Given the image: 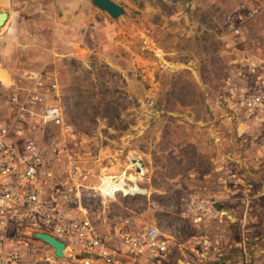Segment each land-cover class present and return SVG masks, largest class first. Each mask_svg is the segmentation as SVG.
<instances>
[{"label": "rangeland", "instance_id": "rangeland-1", "mask_svg": "<svg viewBox=\"0 0 264 264\" xmlns=\"http://www.w3.org/2000/svg\"><path fill=\"white\" fill-rule=\"evenodd\" d=\"M156 1L168 11L183 0H149L145 9L140 0H125L129 12L119 20L126 21L124 33H108L101 22L78 35L84 43L79 57H54L42 66L39 91L47 103L62 108V125L43 126L37 115L19 116L10 104L0 113V130L9 132L10 144L40 147L53 174L43 186L48 198L54 196L79 217L87 214L104 232L111 226L120 239L127 220L154 226L167 241L163 261L171 245L189 264H203L204 257L222 248L248 254L253 238L254 245L257 235L264 239V224L252 226V219L264 221V0H191V42H182L181 58L194 49L193 62L206 65L198 77L216 79L208 86L219 94L208 102L205 96L202 103L191 87L196 77L179 76L180 86L195 98H178L195 102L188 108L169 97L175 80L157 75L158 68L153 76L155 63L149 72L144 66L128 69L137 53L153 60L151 34L146 31L141 40L137 35L145 23L143 12L152 14ZM110 53L125 71L107 64ZM52 84L58 89L51 90ZM202 89L206 95L209 89ZM248 95L262 96V103L249 107ZM131 155L143 161L144 169L129 168ZM107 172L138 181L148 195L107 199ZM256 173L251 187L248 176ZM194 197L213 201L218 214L199 224L184 219Z\"/></svg>", "mask_w": 264, "mask_h": 264}, {"label": "built area", "instance_id": "built-area-1", "mask_svg": "<svg viewBox=\"0 0 264 264\" xmlns=\"http://www.w3.org/2000/svg\"><path fill=\"white\" fill-rule=\"evenodd\" d=\"M251 71L256 73L257 68ZM29 78L33 80L32 90L23 96L12 95L10 104L19 116L37 115L43 126L62 125V108L47 103L39 91L41 75L33 73ZM50 88L57 90L58 86L52 84ZM262 100V96L248 95L246 103L255 107ZM8 134L0 130V264H132L130 261L160 264L158 261L166 254L168 245L157 228L140 227L127 220L119 239L111 226L104 232L87 214L79 217L65 210L54 196L48 198L43 187L53 174L40 147L30 142L22 147L10 144ZM121 176L112 181L122 183V187L112 194L104 193L107 199L116 200L118 194L148 195V190L141 188L138 181ZM124 188L135 190L128 193ZM217 214L213 201L194 197L185 207L183 217L199 224ZM37 234H47L63 243L64 257H57L55 249ZM122 246L126 249L124 253Z\"/></svg>", "mask_w": 264, "mask_h": 264}, {"label": "crops", "instance_id": "crops-1", "mask_svg": "<svg viewBox=\"0 0 264 264\" xmlns=\"http://www.w3.org/2000/svg\"><path fill=\"white\" fill-rule=\"evenodd\" d=\"M112 1L120 5L127 13L129 12L123 6L125 0ZM140 2L144 4V9L148 7L149 0H140ZM191 4V0H183L176 3V8L167 11L156 1L152 14L148 9L143 12L145 23L142 24L137 40H141L145 37L144 33L149 31L153 60L137 53L128 61V69L137 70L144 66L149 72L150 67L155 63L154 77L158 68L157 75H166L171 81L175 80L168 91L169 97H175V99L181 97L195 99L192 91L188 93L180 86L182 81L179 76L196 77L195 80L191 79V87L200 93L201 98L203 97L202 103H205L204 98L207 97L208 102L209 98L218 97L219 94L214 95L213 89L208 86V81L212 79L198 77L206 65L201 63V66H198L193 62L194 49L192 53H186L183 59L180 54L183 51L182 42H191L188 41V29L192 28L190 21L193 18L192 8L188 9ZM0 10L8 14V21L0 29V113L4 112L3 114L6 113L5 108L10 105L12 95L23 96L32 90L34 84L29 78L31 74L43 72L42 66L51 63L54 57H79L84 43L80 42L78 35L91 33L101 22L104 23L108 33L116 29L124 33L122 27L126 22H119L120 17L113 19L105 11L96 7L92 0H0ZM121 46L124 45L121 43ZM121 53L123 54L122 48ZM115 59L116 56L110 53L106 55L105 61L113 69L125 71L122 68L124 66L116 63ZM203 85L204 90L209 89L206 90V95L204 91L201 93ZM174 86L176 88H173ZM194 103L193 100L190 103L185 101L182 103L179 99L175 101V105L183 108H188ZM258 174L248 176L250 179L248 184L251 187L252 177ZM257 186L259 184L255 183V188L259 190ZM257 222L264 224V221L252 219V226L259 225ZM255 238H260V242L254 245L253 238L248 254L246 251L241 253L240 250L234 252L222 248L223 251L220 253L204 257L203 264H264V239L262 234ZM171 246L173 248L171 254L167 259L165 258V261H158L160 264L190 263L188 257L183 256L174 245Z\"/></svg>", "mask_w": 264, "mask_h": 264}, {"label": "water", "instance_id": "water-1", "mask_svg": "<svg viewBox=\"0 0 264 264\" xmlns=\"http://www.w3.org/2000/svg\"><path fill=\"white\" fill-rule=\"evenodd\" d=\"M92 2L96 7L105 11L113 19H118L125 12L120 5L116 4L112 0H92ZM7 21L8 14L0 10V29L4 27ZM141 162L144 165L143 161ZM137 171H140V169H137ZM37 237L49 244L52 248H54L57 257H64L65 245L63 243L59 242L58 240L54 239L53 237L47 234H37Z\"/></svg>", "mask_w": 264, "mask_h": 264}, {"label": "bare ground", "instance_id": "bare-ground-1", "mask_svg": "<svg viewBox=\"0 0 264 264\" xmlns=\"http://www.w3.org/2000/svg\"><path fill=\"white\" fill-rule=\"evenodd\" d=\"M132 157H131V165H130V167L129 168H134L136 171H137V169H140V171L142 170V169H144L143 168V165H142V163H141V160L139 159V158H137V157H135L134 155H131ZM128 168V169H129ZM107 171V170H106ZM114 170H110V172H113ZM108 172H109V170H108ZM107 172V174L105 175V181H104V183H103V191H104V193H109V194H112L114 191H116V189L117 188H121L122 187V183L121 184H115L113 181H112V179H114L115 177H119V176H108V173ZM124 176H125V174L124 175H122L121 176V178H124ZM135 182H137V181H135ZM125 192H130V191H134V190H131V189H128V188H124L123 189Z\"/></svg>", "mask_w": 264, "mask_h": 264}]
</instances>
